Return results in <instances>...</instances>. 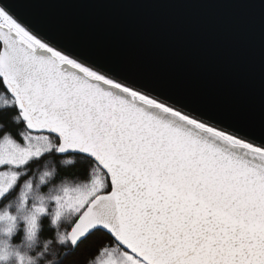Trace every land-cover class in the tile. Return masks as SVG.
Instances as JSON below:
<instances>
[{"label":"snow or ice","instance_id":"obj_1","mask_svg":"<svg viewBox=\"0 0 264 264\" xmlns=\"http://www.w3.org/2000/svg\"><path fill=\"white\" fill-rule=\"evenodd\" d=\"M98 234L87 264H264V136L60 46L0 0V264H66Z\"/></svg>","mask_w":264,"mask_h":264},{"label":"water","instance_id":"obj_2","mask_svg":"<svg viewBox=\"0 0 264 264\" xmlns=\"http://www.w3.org/2000/svg\"><path fill=\"white\" fill-rule=\"evenodd\" d=\"M60 46L264 136V0H9Z\"/></svg>","mask_w":264,"mask_h":264},{"label":"trees","instance_id":"obj_3","mask_svg":"<svg viewBox=\"0 0 264 264\" xmlns=\"http://www.w3.org/2000/svg\"><path fill=\"white\" fill-rule=\"evenodd\" d=\"M83 165L77 164L75 168H66L69 174L78 172L82 170ZM102 237L98 234L96 236L90 237L87 241L82 243L76 251L70 255L66 261V264H87V260L91 254V251L98 245Z\"/></svg>","mask_w":264,"mask_h":264},{"label":"clouds","instance_id":"obj_4","mask_svg":"<svg viewBox=\"0 0 264 264\" xmlns=\"http://www.w3.org/2000/svg\"><path fill=\"white\" fill-rule=\"evenodd\" d=\"M48 264H54V261H49Z\"/></svg>","mask_w":264,"mask_h":264}]
</instances>
